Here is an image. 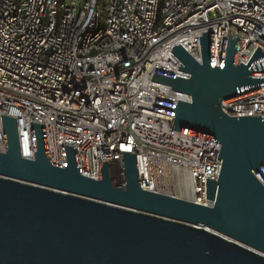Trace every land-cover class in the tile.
Instances as JSON below:
<instances>
[{
	"label": "built area",
	"instance_id": "1",
	"mask_svg": "<svg viewBox=\"0 0 264 264\" xmlns=\"http://www.w3.org/2000/svg\"><path fill=\"white\" fill-rule=\"evenodd\" d=\"M228 29L240 36L233 63L246 64L264 50V0H0V115L15 118L22 157L33 155L29 122L39 123L53 165L71 146L81 174L97 179L107 161L118 183L121 152L135 153L142 189L211 206L205 178L219 175L220 145L171 129L155 100L176 105L190 95L150 79L154 71L187 78L170 51L179 44L200 63L206 31L219 67ZM263 92L264 84L242 90L221 111L264 119Z\"/></svg>",
	"mask_w": 264,
	"mask_h": 264
},
{
	"label": "water",
	"instance_id": "2",
	"mask_svg": "<svg viewBox=\"0 0 264 264\" xmlns=\"http://www.w3.org/2000/svg\"><path fill=\"white\" fill-rule=\"evenodd\" d=\"M198 38L200 63L179 44L170 51L187 78L154 71L150 80L190 95L176 105L155 100L154 110L172 115L171 129L219 143V175L205 178L213 204L142 189L135 153L121 152L118 183L107 161L98 162L97 179L81 174L71 146L53 165L35 122L32 158L22 157L15 118L0 115V264H264V119L220 108L264 84L252 76L264 75L261 62L251 66L264 50L234 64L240 36L228 29L218 67L213 31Z\"/></svg>",
	"mask_w": 264,
	"mask_h": 264
}]
</instances>
